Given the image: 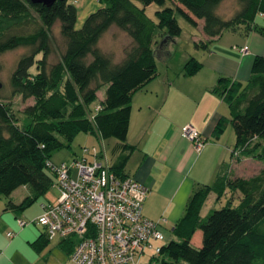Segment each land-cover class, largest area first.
<instances>
[{"label":"trees","instance_id":"16d2710c","mask_svg":"<svg viewBox=\"0 0 264 264\" xmlns=\"http://www.w3.org/2000/svg\"><path fill=\"white\" fill-rule=\"evenodd\" d=\"M99 1L102 7L78 28V7L69 0H57L51 6L32 0H0V57L21 49L7 82L0 79V86L8 88L7 94L0 87V198L11 196L21 186L30 187L37 197L44 194L57 178L48 166L51 156L72 147L80 133L113 138L129 147L133 95L157 75L155 46L169 35L162 48L166 49L181 35L177 13L195 27L203 22L208 40L197 42L200 48L240 27L264 35V26L258 21V15L264 16V0H233L239 8L231 17L219 12L227 0ZM152 4L160 7L156 19L146 11ZM55 27L62 39L60 48L56 47ZM115 28L128 40L121 46L120 59L114 50L106 52L100 46L106 33ZM202 66L191 57L185 73L192 76ZM104 86V99L93 109ZM215 91L231 109L230 117L217 124V132L231 122L237 137L233 154L264 163V55L254 57L246 83L223 77ZM16 96L35 101L24 110L33 121L25 128L19 126L12 108ZM127 159L128 155H120L111 162L113 169L124 174ZM228 192L233 195L227 205L202 214L212 193L219 201ZM35 199L28 196L18 205L10 201L7 208L25 209ZM198 231L202 232L199 247L193 243ZM173 234L175 239L167 238L162 257L156 258L160 264H264V167L251 178L230 179L219 174L212 184L196 190ZM49 241L43 236L34 244L43 247ZM68 251L71 258L73 246Z\"/></svg>","mask_w":264,"mask_h":264},{"label":"crops","instance_id":"0c3cea01","mask_svg":"<svg viewBox=\"0 0 264 264\" xmlns=\"http://www.w3.org/2000/svg\"><path fill=\"white\" fill-rule=\"evenodd\" d=\"M79 1L82 4L78 8V28L82 27L91 13L102 7L99 0ZM258 17L264 18L262 15ZM196 28L199 36L193 37L196 38L193 43L195 48L191 46L187 52L177 57L170 44L176 43L180 36L170 41L166 49H161L156 57V77L134 93L127 139L129 147H123V143L113 138L103 139L95 134L84 133L88 142L89 137H92L91 144L104 146L106 152L113 146L116 160L122 154L128 155L124 173L150 188L144 202L143 214L155 221L165 218L166 222L161 229L169 240L173 239L170 233H173L175 226L185 215L194 192L212 184L219 174L226 172L235 157L233 141L230 143L227 139L229 124L222 132H217L219 121L230 117L231 113L229 104L220 92L215 91L219 80L225 77L246 83L251 77L254 57L264 55V35L254 29L240 27L238 30H227L213 38L207 47L200 48L196 43L207 41L208 37L203 31L202 21ZM243 46L249 47L248 53L238 49ZM191 57L203 64L192 76L185 73V65ZM186 124H192L205 138L206 144L200 151L183 136L182 130ZM82 154V151L68 154L63 157V161L75 159ZM23 210L8 209L1 215L0 250L5 247L7 252L13 245L14 242L6 246L4 233L9 228H18V219ZM42 211L32 220L40 216ZM16 215L19 217H15ZM41 229L34 242L46 236V230L42 227ZM197 233L193 243L199 247L202 236H197ZM61 242H56L59 249L70 257L68 246L72 244ZM4 256H0V262L12 264Z\"/></svg>","mask_w":264,"mask_h":264},{"label":"built area","instance_id":"2783aa9c","mask_svg":"<svg viewBox=\"0 0 264 264\" xmlns=\"http://www.w3.org/2000/svg\"><path fill=\"white\" fill-rule=\"evenodd\" d=\"M238 49L249 52L248 46ZM182 134L199 151L206 144L192 124H186ZM82 153L70 162H48L57 177L58 202L42 204L40 216L30 222L18 219L19 226L34 224L46 230L49 240L70 242L73 264H150L144 257L153 261L161 256L167 239L161 229L166 219L155 221L143 214L150 188L115 171L98 146H83ZM17 234L9 231L7 237Z\"/></svg>","mask_w":264,"mask_h":264},{"label":"rangeland","instance_id":"374dc122","mask_svg":"<svg viewBox=\"0 0 264 264\" xmlns=\"http://www.w3.org/2000/svg\"><path fill=\"white\" fill-rule=\"evenodd\" d=\"M70 3L75 4L78 8L81 6L82 1H77L76 0H69ZM99 2V1H98ZM138 4H140L137 0H135ZM239 8V5L236 1L233 0H227L223 2L220 7H219V12L224 16V17H231L234 12ZM99 9V8H98ZM160 9V7L156 4H152L149 6L147 9L148 14L156 19L155 16V11ZM176 17L178 19V22L180 26L182 27V33L177 40L176 43H171L170 46L172 49H174L175 56L179 57L181 54H183L185 51L187 52L191 46L194 47L195 41L193 38L196 35L199 36L198 29L189 23L183 16H181L179 13L176 14ZM258 21L260 24L263 26L264 25V18L258 17ZM117 34V35H116ZM55 41H56V47L60 48V45L62 43V39L59 35V28L55 27ZM115 39V40H114ZM199 41V40H197ZM128 40L126 36L123 33H120L116 28L108 31L106 35L102 38L100 46L106 51V52H112L114 50L117 54V59H120L122 55L121 51V46H125L127 44ZM21 53V49L18 50H13L9 51L5 54H3L0 57V63H1V68L2 70L0 71V79L5 83L7 82V76L9 73L14 69L15 63L18 59L19 54ZM174 56V58H175ZM41 56H39L40 58ZM6 84H1L0 87H3L5 92L8 94L7 90L8 88L5 87ZM106 92V86L102 87L99 92H98V98L97 100L92 104V108L95 109L98 105L102 103V99H104ZM34 99H28L24 101L21 96H16L13 98L12 101V108L13 111L15 112L16 116L18 117V124L20 127L25 128L27 127L30 123H32V117L24 113V110L26 106L34 104ZM91 117V114H90ZM228 137L230 143L233 141V148L236 147V134L233 129V126L231 122L228 125ZM85 134L82 133L81 135L77 136L75 140L72 142V147H65L61 150L56 151L52 156H51V161L55 164H59L63 161V157H65L68 154L73 155L74 152L79 153L82 151L83 146H88L92 147L94 146L91 144L92 137L90 138V141L88 142L86 140V137H84ZM116 140V139H115ZM101 150H104V146H98ZM113 147V146H112ZM112 147L109 148L106 152L107 156L109 157L110 163H114L116 160V153L112 151ZM105 155V154H104ZM106 156V157H107ZM230 156V155H228ZM233 162L231 163L230 167L224 172V175L226 177H229L230 179L242 177V178H251L255 175H258L261 170L264 167V163L256 159L252 156H246L243 154H240L239 156L234 155ZM230 158V157H229ZM73 159V158H72ZM70 160H65V162H70ZM101 161L105 162V158H101ZM64 162V161H63ZM229 162V159L227 160ZM57 181L54 179L53 185L50 186V188L45 191L44 194H40L38 197L35 194V192L27 186H21L17 190H15L11 196H2L0 198V218L1 215L4 212H7L8 209V203L10 201L14 202H21L23 201L26 197L28 196H35L36 199L35 201L25 208L22 213L20 214V219L25 220V221H32V218H34L39 212L42 210V204H56L58 202V198L60 197V189L58 185L56 184ZM240 193L237 192L234 194L235 197H237ZM233 195L230 192L226 194V197L223 196L221 200L216 201V198L214 199V196H216L215 193H212V197L207 200L202 214L206 216L209 212V207L213 208H221L225 205L228 204V198ZM235 204L238 203V199L234 200ZM19 217V216H15ZM16 219V218H15ZM41 227L36 226L34 224H28L26 227L22 228L18 226L17 229L14 228H9L5 231L4 233V238L6 240V246L9 243H13L11 248L6 252L5 247L3 248V254L5 255L6 259L12 262V264H73L72 261L70 260V257L68 256L67 253H63L57 245V240L55 239L49 242L47 246L41 247L40 245L34 244V240L40 235L41 233ZM8 231H13V232H18L17 236L13 239H10L6 236ZM171 237L175 239V236L173 233ZM197 236H202V232L199 231L197 233ZM7 237V238H6ZM75 240V238H74ZM196 242V241H195ZM162 255L158 258L160 259ZM145 262H149L150 264H160V261L157 259L155 261H150V257H144ZM0 264H6L5 262H0ZM181 264H189L186 262H183Z\"/></svg>","mask_w":264,"mask_h":264},{"label":"water","instance_id":"95a60500","mask_svg":"<svg viewBox=\"0 0 264 264\" xmlns=\"http://www.w3.org/2000/svg\"><path fill=\"white\" fill-rule=\"evenodd\" d=\"M57 0H32L33 3L37 4V3H42L45 4L47 6H51L52 4H54ZM169 38V35L165 36L159 46L157 48H155L154 53L155 55L158 57L159 56V51L163 48L164 44L167 42Z\"/></svg>","mask_w":264,"mask_h":264}]
</instances>
